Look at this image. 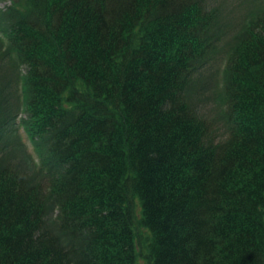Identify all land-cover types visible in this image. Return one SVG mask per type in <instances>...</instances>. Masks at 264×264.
Masks as SVG:
<instances>
[{
  "label": "trees",
  "instance_id": "obj_1",
  "mask_svg": "<svg viewBox=\"0 0 264 264\" xmlns=\"http://www.w3.org/2000/svg\"><path fill=\"white\" fill-rule=\"evenodd\" d=\"M216 5L0 10V264H264V0Z\"/></svg>",
  "mask_w": 264,
  "mask_h": 264
},
{
  "label": "rangeland",
  "instance_id": "obj_2",
  "mask_svg": "<svg viewBox=\"0 0 264 264\" xmlns=\"http://www.w3.org/2000/svg\"><path fill=\"white\" fill-rule=\"evenodd\" d=\"M217 4L216 7L220 11L223 20L225 22L231 21L234 26L239 25L241 21H243V16L248 12L249 6L251 5V0H214ZM6 5H9V0H1L0 1V10L3 9ZM224 45V43H222ZM221 45V46H222ZM220 48L215 54V59L217 60L214 67L211 70V73L216 72L215 82L213 86V90L217 96H209V99L203 100L200 104L201 107L207 113V120L210 122V130L215 133L214 137L217 139H221L224 136L223 122L220 120L221 111L224 110V106L222 102L218 98L221 93L220 83H221V72L223 70L224 63V55L223 52H220ZM220 105V106H219ZM20 119L23 118V115H19ZM20 135L22 140L26 143L29 152L35 157V154L30 146L25 134L20 129ZM139 264H144L141 260Z\"/></svg>",
  "mask_w": 264,
  "mask_h": 264
}]
</instances>
